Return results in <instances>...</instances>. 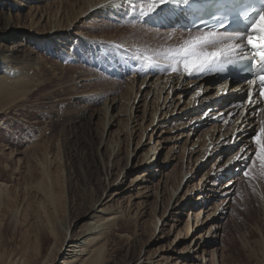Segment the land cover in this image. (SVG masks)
<instances>
[{
  "label": "rangeland",
  "instance_id": "374dc122",
  "mask_svg": "<svg viewBox=\"0 0 264 264\" xmlns=\"http://www.w3.org/2000/svg\"><path fill=\"white\" fill-rule=\"evenodd\" d=\"M0 2V16L3 15L4 10L7 15L11 13L9 19L13 27L10 31L2 29L4 36L10 35L9 40L2 38L0 32V56H4L2 49L27 48L37 62L36 65L15 63L14 56H5L13 62L9 69H15L17 72L16 82H12V89L0 95V181L7 185L0 191L2 192L0 219L2 223L5 221L3 226H0V264H10L9 255L18 253L21 248L30 244L32 238L30 237L32 229L26 224L36 210V198L34 193H30L31 185L46 187L53 183L52 186L55 187L56 177H73L68 183L69 194L72 191L69 199L78 201L85 193L84 188L88 184L84 177H92L98 178L101 195L109 193L108 198H112L110 196L115 189L105 190L110 184L116 185V181L120 178L118 181L124 180V184L128 186L141 171L125 173L128 175L125 179L124 175L119 177V173L128 167L129 149L135 150L136 154L135 159V155L132 156L129 168L141 162V158L146 153L139 150L140 146L137 149L138 134L141 129L149 125L152 110L148 105L150 103L143 106L144 103L139 96H143L144 92L139 90L140 80L137 79L136 74L143 71L145 75L144 68L147 65L137 57L155 56V53L179 45L187 37L185 38L182 33L179 35L178 29L167 32L170 26H166V29H163V26H154L146 20L148 8L145 5L135 4L129 7L124 18L120 17L118 20L104 17L99 21L93 18L94 16L86 19L81 23L80 29L93 36L97 43L89 45L75 41V48H71L67 55L64 54L63 58H60L54 40L48 38L50 43H54L48 49L45 47L47 38L29 35L24 28H35L38 32H45L55 19L67 25L68 21L75 19L79 9L84 8L85 0H44L39 5L29 0L25 2L0 0ZM4 24L5 19L2 18L0 29L4 28ZM92 24L102 25L92 26ZM156 32L160 34L151 37ZM175 36L178 38H173ZM169 37H171L170 41ZM44 40L46 41L43 44ZM69 41L72 44V39ZM115 99L117 102L116 111L113 113L115 124L103 136L106 119L104 107L107 104L111 105V101ZM130 105L135 108L141 106L137 113L133 114L136 118L132 126L138 131L131 144L127 133L122 131L128 124L124 110ZM184 106L183 104L176 108L172 107L168 113L167 110H161L163 111L161 114L159 111L157 116L160 115L166 120L156 126H150L144 134L143 141L146 143L150 140L153 145L154 142L161 143L157 154L158 162L161 163L166 157L170 160L165 167H155L161 175L149 182L151 191L148 196L138 197L136 190L131 188L130 191L120 195L118 200L114 198L107 204L108 208L121 211L128 222L105 238L104 260L121 258L127 243L132 245L130 254L133 260L129 264L135 263L140 255L152 261L163 257L167 259L171 257V250L177 246L175 244L182 240L177 237L187 235L188 227L185 226L187 215L182 217L179 226L176 222L163 218L170 196L176 192L172 205L189 190L186 178L178 191H176L177 183L181 172H186L189 165L194 168V159L200 155L197 153L192 157L193 159H190L188 151L185 153L186 136L179 140L172 139V136L184 132L191 133L189 128L193 125H189V122L194 115L185 116L179 113V108ZM140 110L141 112H138ZM85 122H91L94 130V136L88 141L87 135L85 136L82 131ZM186 122H188L186 126L180 127ZM174 128L177 132L171 133ZM116 130L121 131L122 137L119 138ZM218 131L217 127V136H219ZM64 142L68 143V148H65ZM118 144L121 147L119 152L113 147ZM66 153L69 155L68 158ZM214 163L215 161L211 160L203 171L196 173L197 179L192 184L199 181L205 172H211ZM246 167L238 172V177L242 176ZM108 168L112 169L107 170ZM254 177L248 179L243 176L240 188L234 195L229 218L223 219V224H220L223 227L219 232V241L213 246L214 248H210L204 254L210 259L208 264H264V176L260 175L258 162ZM59 196L62 209L65 210L64 194L62 198L61 194ZM190 196L189 192L187 198ZM190 199L192 198L188 200ZM216 201L218 198L214 200ZM222 204L221 202H216L217 206H212L213 203L209 204V208L212 207L210 212L202 213L197 221L193 216V220H190L192 227L201 224L202 220L208 221L209 214L218 210V206ZM12 211H17L15 217L18 219L14 217L15 220L12 221L14 223H6ZM154 214H158V219L162 217L157 234L153 232ZM16 220H18L17 224ZM69 221L73 230H78L87 218H80L79 212L75 211L69 215ZM163 221L166 224L163 229L166 237L155 242V236L160 237L163 234L160 231ZM212 225V222L206 224L207 232H211ZM183 247L184 245L179 246L177 253ZM198 261V259L176 260L171 261L170 264H197Z\"/></svg>",
  "mask_w": 264,
  "mask_h": 264
},
{
  "label": "bare ground",
  "instance_id": "6f19581e",
  "mask_svg": "<svg viewBox=\"0 0 264 264\" xmlns=\"http://www.w3.org/2000/svg\"><path fill=\"white\" fill-rule=\"evenodd\" d=\"M29 1H31V3L36 2L35 4L39 5L44 0ZM135 4L145 5L149 10L151 0H85L84 6L82 5L84 8L79 9L75 19L70 22L68 21L67 25H63L55 19L52 21L51 27L45 32H38L35 28L24 29H26V33L29 35H38L39 37L47 38L45 47L48 49L54 45L53 42H49L48 38L54 40L56 49L58 50L57 54L60 58H63L64 54L67 55L69 52L68 50L75 48V41H80V43L89 45L97 43L93 36L80 29L82 22L93 16V18H97L99 21L104 17L114 20H118L120 17L124 18L129 7ZM181 6V0H167L166 3L153 12L150 13L148 11L146 20L154 25L160 23L163 29H166V26H171L166 31L174 32V30L177 29L175 23L178 21L175 13L181 10ZM181 13L182 12H180V14ZM2 14L0 20L4 18L5 24L4 28L0 29L1 37L3 36L2 38L9 40L10 35L4 36V30L10 31L13 29L9 19L11 13L7 15L6 10H4ZM100 25L102 24H92V26ZM178 32H180L179 35L182 33L186 38L190 34L194 35L197 31L186 32L181 30ZM158 34L160 33L156 32L152 34L151 37H157ZM161 34L165 33L161 32ZM173 38H178V36ZM70 39H72V44L69 41ZM46 40L42 41V43L44 44ZM168 40L170 41V39ZM1 52L4 56H0V95L4 94L6 91H10L12 89V82H16L17 79L16 70L9 69L13 62L6 59L5 56H14L15 59H13V61L15 63H25L29 65L37 64V62L34 61L31 51L27 48L18 49L9 47L2 49ZM144 69H146L145 75H143V71H141L140 74H136L137 79L140 80L139 90L144 92L143 96L139 95L140 92L138 95L142 98V102L144 103L143 106L150 103L148 105L152 111L150 113L149 125L141 129L138 134L139 144L137 145V149L140 146L139 150L146 153L142 158L140 157L141 162L135 167L132 166L133 168H129V162L133 159L132 156L135 155L134 159L136 158L135 150L131 151L129 149L128 167L119 173V177L124 175L125 179V177L128 178V175H125V173H131L137 170L141 171L136 174L135 178L132 179L128 186L124 184V180L118 181L120 178L116 181V185L115 183L110 184L105 190H109V188L115 189L110 196L112 198H108L110 195L109 193L101 195L99 180L98 178L94 179L92 177H84L88 184H85V193L78 201L69 199L71 198L70 194L72 191L69 194L70 188L68 183L73 177H56L55 187L52 186L53 183L46 187H41L38 184L31 185L30 193H34L36 198V210L33 216L30 217V221L26 224L32 229V234L30 236L32 238L30 244L21 248L18 253L9 255L8 260L10 259V264H129L132 262L133 256L130 254L132 245L129 243H127L121 258H106V260H104L105 238L111 232L119 229L128 222L121 211L108 208L107 204L114 198L118 200L120 195L130 191L131 188L136 190V195L138 197L143 198L148 196L151 191V187L148 185L149 182L156 176L161 175L159 174V170L155 169V167H165L170 163V160H167L166 157L161 163L158 162L159 156L157 154L161 143L154 142L153 145L151 140L146 143V141H143L144 134L150 126H156L158 123H163V121L166 120V118H161L160 115L157 116L159 111L167 110L166 113H168L172 107L176 108L183 104L185 106L184 108H179V113H183L185 116L194 115L189 122V125H193V127L189 128L191 130L190 134H185L184 132L172 136V139L179 140L186 136L185 153L188 151V157L190 159H193L192 157L197 153H200V155L194 159V168L189 165L186 172H181V177L177 183L176 191L180 189L186 178V185L189 187V190L185 196L180 200L176 199V202L174 201L175 203L172 205L171 202L176 192L170 196L168 205L164 210L163 218L167 221H174L179 226L182 222V217L187 215V223L185 226L188 227V232L185 237L182 235L177 237L182 240H179V242L175 244L177 246L171 250L170 253L172 254L170 258L165 259L163 257L152 261L150 258H143V256L140 255L133 264H170L176 260L188 261L191 259H198L199 261L197 264H208L210 259H207L204 254L219 241V232L223 227L222 225L220 226V224H223V219L229 218V210L232 207V202H234V195L237 194L243 179V174L240 177H238L237 174L246 167L251 159V153L256 150L252 137L260 127L264 126V117L255 113V108L252 103H248L246 100V88L249 86L247 82L233 85L227 89L229 82L223 84L218 75H209L203 72L202 74H193L189 77L188 74L182 71L179 73H171L167 71V66L163 65L147 66ZM164 94H166V96H164ZM136 97L135 95V98ZM241 101H244L243 108L237 107ZM116 105L117 102L115 99L111 101V105L107 104L104 107L106 119L103 136L109 131L110 127L115 124V115H113V113L116 111ZM139 108H141V106H136L135 108L130 105L127 110H124V115L127 117L128 124L122 131L123 133H127L130 144L138 131L132 124L136 118L133 114L137 113ZM146 111L144 112V117ZM138 112H141V110ZM161 113H163V111H161L160 114ZM222 121L223 124L221 125ZM225 121H227V123ZM187 123L188 122L182 124L180 127L186 126ZM217 127L219 136L216 135ZM173 130L174 131H171V133L177 132L175 128ZM82 131L85 136L87 135V141L94 136L91 122H85ZM67 132L69 133V131ZM116 133L119 138L123 135L121 131L116 130ZM89 143L90 142H88V144ZM68 146L66 142L65 148H68ZM113 147L116 148L117 152L120 151L121 147L119 144L113 145ZM245 150L248 151V158L245 160H237V155L245 152ZM66 156L67 158L69 157L68 153H66ZM211 160L215 161L211 169L212 171L205 172L199 181L192 184V182L197 179L198 174L196 173L203 171V168L207 166ZM199 166L201 167L198 169ZM109 167H111L110 164ZM111 169L108 168L107 170ZM6 186V184L0 181V191ZM189 192L191 193L189 198H192L190 200L187 198ZM196 193L198 194L195 195ZM59 194H61V198L62 194H64L66 200L65 210L62 209V202H60ZM217 198L218 201L216 202L223 203L218 206V210L209 214L208 221L207 219L204 221L202 220L201 224L192 227L190 220L193 216L197 221L202 213L210 212L212 207L209 208V204L213 203L212 206H217L216 202H214ZM222 198L224 200L221 201ZM207 208L209 209L205 211ZM144 209L143 207V210ZM75 211L79 212L80 218H87V221L82 223L78 230H73L72 224L69 221V215ZM197 211L199 212L197 213ZM144 212L146 211H143V213ZM15 215L17 216V211L10 212V215H8L9 217H7L9 221L7 220L6 223L14 221L15 219L13 220V218ZM157 215L158 214H154L153 217L154 234L158 233L159 223L162 219V217L158 219ZM171 217L173 218L171 219ZM17 221L18 220L15 222L16 224ZM211 222L213 223L212 230L211 232H207L205 226L207 223ZM4 223L5 221L2 223L0 219L1 227ZM164 226H166V224L163 221L160 227L162 233ZM199 231H203V233H199ZM214 231H216L215 234ZM30 233L31 232H29V234ZM164 237H166L164 233L160 237L155 236L154 241H161ZM187 241H190V243H187ZM181 245H184V247L177 253V248Z\"/></svg>",
  "mask_w": 264,
  "mask_h": 264
},
{
  "label": "snow or ice",
  "instance_id": "6c2138e0",
  "mask_svg": "<svg viewBox=\"0 0 264 264\" xmlns=\"http://www.w3.org/2000/svg\"><path fill=\"white\" fill-rule=\"evenodd\" d=\"M167 0H151L149 12H153L158 7L166 3ZM222 27V26H221ZM215 33V36H209L206 40H201L194 48L187 54L174 55L169 51L164 50L154 55H142L137 59L146 63L147 66L163 65L167 66V71L171 73L183 72L189 76L193 74H202L207 69H223L225 65L235 63L239 60L252 61L254 76L258 79L259 96L264 99V12L260 13L251 23L247 34L243 35H229L216 30L197 31L194 35H189L186 39H195L197 36L207 35L208 33ZM230 38L229 43L231 47L223 48L222 40ZM180 46V45H177ZM219 54H214V53ZM201 54H206L207 59L197 64L190 71L184 70V62ZM175 68V71H173ZM257 79H250L247 84L250 86L247 94V102L253 103L252 86L257 84ZM244 101L237 106L243 108ZM264 110V109H262ZM227 123V121H225ZM255 151L251 153V160L243 172V176L248 179H254V172L258 167L260 175L264 176V126L260 127L252 137ZM249 156L248 151L237 155V160H245Z\"/></svg>",
  "mask_w": 264,
  "mask_h": 264
},
{
  "label": "clouds",
  "instance_id": "9594fccd",
  "mask_svg": "<svg viewBox=\"0 0 264 264\" xmlns=\"http://www.w3.org/2000/svg\"><path fill=\"white\" fill-rule=\"evenodd\" d=\"M215 35H216L215 33H211L210 32L207 35L197 36L195 39L183 40V42L179 44L180 46L169 47V48H167L165 50L171 52L174 55L187 54L201 40H206V39H208L209 36H215ZM169 39H171V37H169ZM229 39L230 38H225L224 40H222V44H223L224 47L220 49L221 51L224 50V48L231 47V44L229 43ZM214 54H219V53L217 52V53H214ZM207 58L208 57H207L206 54H201V55H197V56L193 57L190 60L185 61L184 62V70L185 71H190L197 64L201 63L203 60H205ZM173 71H175V68H173Z\"/></svg>",
  "mask_w": 264,
  "mask_h": 264
}]
</instances>
